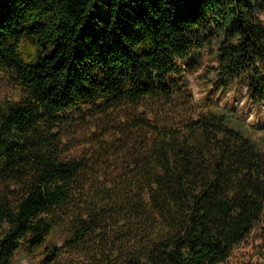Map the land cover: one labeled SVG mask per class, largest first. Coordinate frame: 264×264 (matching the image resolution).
I'll return each instance as SVG.
<instances>
[{
    "label": "trees",
    "instance_id": "1",
    "mask_svg": "<svg viewBox=\"0 0 264 264\" xmlns=\"http://www.w3.org/2000/svg\"><path fill=\"white\" fill-rule=\"evenodd\" d=\"M205 55L196 106L184 77ZM0 74L17 89L0 103V264H223L264 216V149L231 104L264 107L249 0H0ZM73 128L86 146L66 157Z\"/></svg>",
    "mask_w": 264,
    "mask_h": 264
},
{
    "label": "rangeland",
    "instance_id": "2",
    "mask_svg": "<svg viewBox=\"0 0 264 264\" xmlns=\"http://www.w3.org/2000/svg\"><path fill=\"white\" fill-rule=\"evenodd\" d=\"M252 11L260 13L264 17V0H249ZM209 63H213L212 59L205 55L202 65L196 70L185 74V85L192 91L194 98V105H201L203 98L207 96L206 86L202 83V72L204 67ZM15 85L0 74V103H4L7 99H15L16 95ZM226 98H232L231 93L226 95ZM235 107H243L250 109V120L256 124L257 133L255 139L259 145L264 149V107L262 111L257 112L252 107L248 108L245 105L244 99L236 98L231 102ZM260 113V114H258ZM85 133V132H83ZM79 129L73 128L62 132V145L66 149L64 156H78L85 149L86 140ZM56 244H61V236L58 229L55 230L52 239ZM81 251L63 250L59 259V264H73L82 261ZM40 254L27 255L23 250L17 252L13 264H39ZM223 264H264V216L260 223L248 234L243 241L234 247L231 255Z\"/></svg>",
    "mask_w": 264,
    "mask_h": 264
}]
</instances>
